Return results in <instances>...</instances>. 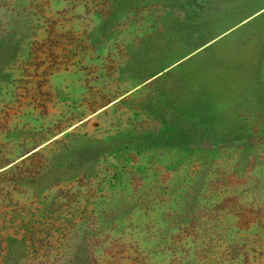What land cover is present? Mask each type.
I'll use <instances>...</instances> for the list:
<instances>
[{
  "label": "rangeland",
  "instance_id": "obj_1",
  "mask_svg": "<svg viewBox=\"0 0 264 264\" xmlns=\"http://www.w3.org/2000/svg\"><path fill=\"white\" fill-rule=\"evenodd\" d=\"M1 66L0 264H264V0H0Z\"/></svg>",
  "mask_w": 264,
  "mask_h": 264
},
{
  "label": "crops",
  "instance_id": "obj_2",
  "mask_svg": "<svg viewBox=\"0 0 264 264\" xmlns=\"http://www.w3.org/2000/svg\"><path fill=\"white\" fill-rule=\"evenodd\" d=\"M218 45H221L223 51L225 50V32L221 35V37H219V39H217V41L209 45L208 48L212 46H218ZM222 62H223V65H225V56L222 58ZM0 71H2V66L0 67Z\"/></svg>",
  "mask_w": 264,
  "mask_h": 264
}]
</instances>
